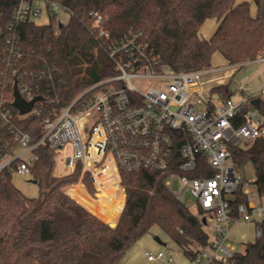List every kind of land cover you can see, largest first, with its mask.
<instances>
[{"label":"trees","instance_id":"1","mask_svg":"<svg viewBox=\"0 0 264 264\" xmlns=\"http://www.w3.org/2000/svg\"><path fill=\"white\" fill-rule=\"evenodd\" d=\"M21 0H0V66H5L6 28ZM66 6L71 15L66 23L50 15L47 23L30 20L19 28L23 57L15 64L19 73L50 68L52 78L40 81L38 94L58 98V106L73 101L104 77L115 74L106 46L116 37L143 31L146 41L162 63L176 71H200L213 66L215 53L228 64L238 65L264 56V0H48ZM102 15L109 37L97 39L93 23ZM209 18L218 26L209 37L200 29ZM50 89H46L48 84ZM214 91L232 98L229 82L215 85ZM12 86L4 90L9 97ZM264 110V102L259 104ZM1 92H0V111ZM13 123L37 140L43 115L20 117ZM241 120V119H240ZM0 127L1 138L12 135ZM238 166L252 162L254 181L264 199V139L256 138L247 147L232 148ZM39 159L32 177L40 184L37 197L23 193L12 181L13 173L0 172V264H124L122 256L141 236L158 225L191 259L195 245L205 246L206 224L189 205L177 199L154 171L123 172L126 201L118 203L117 225L88 209L62 188L83 176L88 191L95 188L89 175L78 166L73 173L53 175L55 151L47 144L37 148ZM117 183H106L103 187ZM121 187V186H120ZM244 185L236 191L232 206L247 201ZM102 193H107L103 192ZM117 194V193H116ZM122 195V187H121ZM120 200H122L120 198ZM123 209V210H122ZM203 214V211L199 210ZM121 214V215H120ZM120 216V217H119ZM232 264H264V227L261 236L236 252ZM212 264H224L213 262Z\"/></svg>","mask_w":264,"mask_h":264},{"label":"built area","instance_id":"2","mask_svg":"<svg viewBox=\"0 0 264 264\" xmlns=\"http://www.w3.org/2000/svg\"><path fill=\"white\" fill-rule=\"evenodd\" d=\"M63 9L68 8L54 1L21 0L7 25L5 66H0V127L12 137L10 141L1 138L0 172L7 169L32 176L40 157L37 148L44 144L55 151L62 174L81 166L82 175H89L96 188V197L106 183L120 186L123 172H158L178 200L195 206L214 222L208 243L194 248L195 264H232L238 251L228 239L231 225L250 222L256 226L257 237L263 233L264 201H252L255 190L243 181L232 148L264 139V110L259 107L264 102V84L261 97L253 93L239 101L224 98L211 85L224 82L220 75L208 81L201 77L232 65L176 71L162 63L139 30L116 37L106 46L115 74L58 106V98L38 94L40 81L52 78L50 68L19 73L15 64L23 57L20 26L43 13L61 21L58 13ZM105 21L102 15L95 16L97 39L110 35ZM16 84L26 101L42 97L26 114L14 105ZM9 85L12 92L7 97L4 90ZM14 111L20 117L43 115L37 140L13 123ZM242 184L247 201L234 208L231 201ZM189 194L191 199L186 197ZM145 254L155 264H176L163 251Z\"/></svg>","mask_w":264,"mask_h":264},{"label":"rangeland","instance_id":"3","mask_svg":"<svg viewBox=\"0 0 264 264\" xmlns=\"http://www.w3.org/2000/svg\"><path fill=\"white\" fill-rule=\"evenodd\" d=\"M250 1H251L252 13H255L256 5L252 0ZM70 15H71V11L69 9H63L62 11L58 13V17L63 23H66L68 21ZM36 21L42 24L47 23L49 21V16L46 13H43L41 16H39L36 19ZM217 26H218V21L216 18L207 19L200 29L201 36L209 38L214 33ZM212 62H213V66L211 68H214V66L224 67L225 65L227 67L228 65V62L226 61V59L219 53H215L213 55ZM216 76H219L218 78L224 80L223 84L229 82L230 87L233 91L232 99L235 101H239L243 97V95H249L253 93L256 94L258 97H261L262 92L260 89L262 85L264 84V58L247 61V62L238 64V65H232L231 68L226 71L223 70L219 72H210L208 74L202 75L201 78L203 80L208 81L209 79L215 78ZM217 84H218V80L217 82H214L211 85H217ZM257 111L261 112L260 109H257ZM250 144L251 142L245 143L244 147H247ZM228 163H230V161H228ZM62 172H64L63 165L57 163L54 167L53 175L55 176L66 175V174H62ZM239 173L243 181L245 182V184H247V187H250L255 190V192L252 194V201L255 204H260L261 202H263L264 199L259 195L257 191V187L254 183L257 175H256V171H255V167L253 163L248 162L245 165H242L241 167H239ZM32 179H34V177L29 176V175H23L17 172L13 173L12 175V181L17 186V188H19L27 196L37 197L40 193L41 186L40 184L33 182ZM75 184H81L83 186L85 185V189L88 192V194L91 195L95 199L97 198L95 195L96 194L95 186H94L95 188L94 193L88 191L87 186L85 184V180H83V176ZM73 185H68V187L70 188ZM110 186L109 187L100 186V190L103 192L111 191V192L116 193L115 189L113 188L114 185L112 187ZM120 186L122 187V195L119 194L117 196L123 200V203L125 205L126 189L123 183H121ZM68 187L65 186L62 189L65 191V188H68ZM176 187L177 186H175L174 189H176ZM123 189L125 191V201L123 199L124 198ZM186 197L191 199L190 194L187 195ZM87 208L90 209L89 207ZM102 209L104 211H107L109 210V206L106 204L102 205ZM191 210L195 214H197L201 219H204V218L208 219L207 223L204 224V228L207 231V233L210 236H212L213 224H214L213 220L209 216L199 213L195 206H191ZM120 212L121 211L115 212L116 214L114 213L112 215V219H115L116 216ZM118 220L116 222H118ZM256 237H257L256 226L254 223H250V222L233 223L230 227V231L228 235L229 241L233 245L236 246V250L238 252L243 251L245 248V244L247 242L254 241ZM157 238H159L161 242L163 243L159 242ZM197 247L199 246L195 245V248ZM146 251H152L154 254H157L159 251H163L165 254V258L172 257L173 261L176 264H195V262L185 254L184 250L179 245H177L175 242H173L169 238V236L158 225H154L150 229L149 232L141 236L131 247H129L124 252L122 256V262L124 264H155L147 259L146 254H145Z\"/></svg>","mask_w":264,"mask_h":264},{"label":"crops","instance_id":"4","mask_svg":"<svg viewBox=\"0 0 264 264\" xmlns=\"http://www.w3.org/2000/svg\"><path fill=\"white\" fill-rule=\"evenodd\" d=\"M65 191L70 196L76 198L79 202L89 207L94 213H96L106 221L114 222L115 219H112V215L115 213V211H121V208L118 209L117 205L118 203L123 202V200H120V197L117 196L119 194H116L114 192L108 191L107 193H102V191L100 190L97 193V198L95 199L88 194L85 187L81 184H75L70 188H65ZM105 204L109 206V210L107 211H104L102 209V205Z\"/></svg>","mask_w":264,"mask_h":264},{"label":"water","instance_id":"5","mask_svg":"<svg viewBox=\"0 0 264 264\" xmlns=\"http://www.w3.org/2000/svg\"><path fill=\"white\" fill-rule=\"evenodd\" d=\"M14 94H15V101H14V105L18 108L20 114H26L28 112H30L35 104V102L37 100H40L42 97L41 96H36L33 100L31 101H26L24 98H22V96L19 93L17 84L14 87ZM255 103H258V100L255 101ZM33 182L37 183L36 179H32ZM203 221L206 223V219L204 218ZM110 225L112 227H115L117 225V222H109ZM157 240L159 242H161V240L159 238H157ZM163 243V242H161Z\"/></svg>","mask_w":264,"mask_h":264},{"label":"bare ground","instance_id":"6","mask_svg":"<svg viewBox=\"0 0 264 264\" xmlns=\"http://www.w3.org/2000/svg\"><path fill=\"white\" fill-rule=\"evenodd\" d=\"M113 185H111L110 187H112ZM113 188L115 189V191H116V193L117 194H120L121 195V187L119 186V185H114L113 186ZM123 196H124V201H125V191H124V194H123ZM116 212V211H115Z\"/></svg>","mask_w":264,"mask_h":264}]
</instances>
